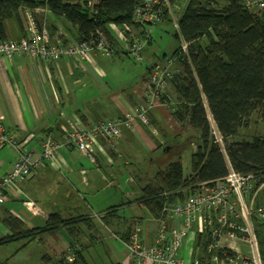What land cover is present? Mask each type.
I'll return each mask as SVG.
<instances>
[{
  "label": "trees",
  "instance_id": "1",
  "mask_svg": "<svg viewBox=\"0 0 264 264\" xmlns=\"http://www.w3.org/2000/svg\"><path fill=\"white\" fill-rule=\"evenodd\" d=\"M169 2L172 6H179L185 0ZM143 4L144 0H99L95 6L82 0H0V41L10 39L8 21H13L18 29L26 32L25 9L34 13L40 29L46 20V30L55 31V24L50 19L36 16L35 11L41 8L42 11L49 10L52 17L65 20L78 43L97 41L98 33L102 32L114 49V56L119 51L109 25L121 28L129 42L130 32L126 28H131L137 37L147 41V45L152 41L151 26L171 23L174 27L166 13L163 21L146 24L142 30L135 23V11ZM177 13L180 34L176 30L175 37L179 46L172 58L177 57L181 73L170 82L175 99L166 101L163 95L161 101L170 106L178 124L195 130L199 136L191 155L192 173L189 176H184L181 161H174L157 172L141 189V197L136 203L148 209L156 221L164 216L167 208L196 193L202 184L225 179L229 172L228 163L240 174H252L260 181L264 180V136L255 135L250 141L231 140L239 135L254 114L258 113L264 119V16L246 10L240 0H187L186 7ZM180 35L190 43L188 58L180 55ZM152 67L147 69L149 76ZM214 125L225 144L227 157L217 141ZM122 206L124 204L110 208L111 212L101 214L100 220L110 224L107 216ZM81 218L78 221L76 218L64 220L55 213L49 215L43 227L28 228L19 218L9 214L3 223L10 234L0 238V246L22 240L23 247H26L34 240L43 241L46 233L60 234L65 230L75 242L70 245L73 262H68L66 256L58 260L44 256V264H88L78 243L86 231L94 229L95 217ZM128 227L129 236L122 237L125 245L135 228H141L134 219ZM262 228L264 224H257L260 246H264ZM140 236L142 240V232ZM211 240L209 229L197 233L193 258L204 263L209 261L211 256L206 249Z\"/></svg>",
  "mask_w": 264,
  "mask_h": 264
},
{
  "label": "crops",
  "instance_id": "2",
  "mask_svg": "<svg viewBox=\"0 0 264 264\" xmlns=\"http://www.w3.org/2000/svg\"><path fill=\"white\" fill-rule=\"evenodd\" d=\"M45 14L50 15L47 12ZM52 22L55 24L56 30L51 29L49 31L51 44L67 45L76 42L69 24L63 26L59 22ZM8 26L10 39L21 40L27 36V31L18 32L13 24ZM46 27L45 20L43 28L46 29ZM111 27L109 30L119 51L114 56H106L101 52H96L92 55V61L90 62L72 57L46 62L41 59H33L27 55H16L10 60L0 56V123L7 134L15 137L16 141L21 144V151L33 154L34 158L39 157L43 141L48 137L57 141L62 140L71 121L79 119L84 125L90 126L92 123L107 119L123 118L125 114L141 106L146 99L151 100L149 96L147 98L145 95V86L148 83L149 75L144 77L143 81L133 89L116 90L117 82L110 78V75L104 70L103 60L113 59L128 53L126 49L128 40L124 37L123 30L114 25H111ZM13 33H17L14 35L15 37ZM143 55L149 61L150 67L156 64L163 65L162 63L166 62L167 59L164 56L166 58L163 57L159 61V57L155 54L148 56L146 52L145 54L143 52ZM159 100H156L149 109L148 124L137 121L132 130H124L123 137L118 142L117 147L124 140L133 143L140 141L147 149L152 151H156L164 145L167 146L166 140L170 135L175 136L173 133L175 129L172 131V126L181 127L172 116L167 102L164 104ZM147 131H150L152 136ZM156 143L161 146L156 147ZM4 147L6 146H0V149ZM116 148L112 149L105 142L102 144V149L97 150L95 161H93L96 163L97 169L104 165L100 163L101 158L108 162L109 158L114 160L113 157L121 156L120 153H117ZM79 153L76 150L62 149L57 164L53 165L45 162L34 169L26 181L18 184L12 193L8 194L6 201L0 204V221L3 222L7 215L12 214L23 221L28 228L43 227L44 225L36 223V218L39 215H33L24 208V200H33L39 206L43 213L39 217L44 220L45 224L49 215L55 213L60 214L64 220L76 218V221L81 217L93 216L95 217V226L91 231L93 233L91 236H94L99 242H103L102 237L105 239L116 238L120 244H113L112 252L115 256L110 264H138L136 260L129 257L128 249L122 237L129 236L128 224L134 219L136 224L142 228L143 242L147 245H153L158 228L155 218L152 217L148 220L144 228L142 223L145 216L142 210L145 207L134 200L107 216V221L110 224L98 219L96 216L110 213V208L122 204H106V206L100 208L97 205L94 207L93 204L87 201L82 193L84 190L81 185L93 192L94 190H91L89 186L95 183V177H88L84 165L85 155ZM12 155H14V160L10 166L3 169L1 167L6 165V162L2 161L0 163V179L8 169L10 170L12 163L17 160L18 152L15 149ZM112 164L114 163L112 162ZM97 171L101 173L100 169ZM95 175H98V173L96 172ZM101 180H104V178H101ZM48 200L50 202L42 208L40 203L44 205ZM81 200L83 205L80 203ZM4 204H7V206L4 207ZM128 205L139 208L142 214L137 213L131 216L121 214V211ZM97 207L100 211L94 214ZM179 222L177 220L171 223V226L177 227ZM112 228H115L116 231H111ZM107 231L113 234V238L108 235ZM9 234L10 231L5 226L0 229V238ZM196 236L197 234H192L188 239L192 242L191 252L193 256V245ZM80 240L78 248L82 249ZM41 242L48 244L50 252L45 256H49L53 260H58L59 257L71 253L70 244L61 234L46 233ZM23 246H21L22 250L27 247ZM197 252L199 253V250ZM87 262L90 264L89 261Z\"/></svg>",
  "mask_w": 264,
  "mask_h": 264
},
{
  "label": "built area",
  "instance_id": "3",
  "mask_svg": "<svg viewBox=\"0 0 264 264\" xmlns=\"http://www.w3.org/2000/svg\"><path fill=\"white\" fill-rule=\"evenodd\" d=\"M98 3L99 0H88L90 6ZM240 3L246 10L264 16V0H240ZM186 5L187 0L183 3V8ZM181 8L182 5L172 6L169 0H144L143 6L135 11V23L144 30L148 24L163 21L168 13L174 28L180 34L177 12ZM24 16L27 36L21 40L0 41V56L10 60L16 55H27L46 62L72 57L90 62L96 52L106 56H111L114 52L110 41L102 32L98 33L97 41L90 43L53 45L48 30L40 29L34 13L25 9ZM126 30L131 37L126 49L137 61L142 62L147 41L137 37L131 28L127 27ZM180 38V55L188 58L190 43L181 35ZM152 69L145 86V95L151 98L150 101L146 99L141 106L128 112L123 118L107 119L90 126L84 125L79 119L71 121L62 140L57 141L51 137L45 139L39 157L34 158L33 154L21 151V144L15 137L9 136L0 123V146H11L18 152L17 160L0 179V204L6 201L8 194L18 184L26 181L34 169L45 162L57 164L62 149L79 151L95 161V154L98 149H102L104 142L112 149L116 148L124 130L133 129L137 121L148 124L149 109L165 95L173 77L181 73L177 57L167 60L164 66L156 64ZM228 165L229 172L225 179L214 184H202L185 201L164 211V216L156 221L158 228L153 245L142 242L141 228L136 227L126 244L129 257L138 264H264L256 233L257 224H264V180L260 181L252 174H240L229 163ZM23 206L33 215H43L33 200H24ZM96 217L100 219V216ZM177 220L180 221L179 226H171ZM205 229L210 230L212 238L206 249L211 256L210 260L204 263L201 259L192 257L186 262L180 256L184 242L192 234L203 233ZM238 245L246 246L249 253L243 254ZM66 258L68 262H73L72 254Z\"/></svg>",
  "mask_w": 264,
  "mask_h": 264
},
{
  "label": "rangeland",
  "instance_id": "4",
  "mask_svg": "<svg viewBox=\"0 0 264 264\" xmlns=\"http://www.w3.org/2000/svg\"><path fill=\"white\" fill-rule=\"evenodd\" d=\"M87 1L88 0H82V2ZM183 3L181 4L182 8L180 10L184 9ZM45 11H35L36 16L38 18L45 17L50 20H56L63 26L68 24L65 20L56 19L51 15H46L45 13L47 11V13L51 12L49 10ZM10 24L14 25L13 21L7 22V29H9L8 25ZM14 28L18 29L15 25ZM109 28H112L111 25H109ZM150 30L153 37V43L151 45H147L145 49L146 51L144 50V54L145 52L148 56L155 54L159 57V59L166 56V61L172 59L174 52L179 46V40L175 37L176 29L173 25L171 23H164L159 26H151ZM18 32L22 31L18 29ZM15 34L17 33H13V36ZM103 63L104 70L110 75V78H113L117 82L116 90L135 88L141 81H143L142 79L147 76V69L150 67L149 61L145 57H143V61L140 62L137 61L131 54H122L119 57H114L113 59H105L103 60ZM165 63L166 62L162 64L165 65ZM164 98L166 101H169L167 100L168 98L175 99L170 85ZM159 101H161V99ZM210 118L212 121L211 116ZM180 127L181 128L177 125H173L172 131L175 129L173 132L175 136L170 135V137L166 140L167 146H163L156 151L147 149L140 141H136L134 143L126 140L122 141L121 145L116 148L117 153H120L121 156L117 155L113 157L114 160L109 158L108 162L110 164L104 158H101L100 163L104 164L99 168L101 173L97 171L99 169L96 168V163L90 158L84 156L86 158L84 165L88 177H95V183L89 186L91 190H94L93 192L89 189H85V187L81 185V188L84 190L82 193L84 194V197L87 198V201L93 204L94 207L97 205L100 208L106 206V204L127 205L128 203H132L134 200L139 198L141 195V189L155 176L157 172L164 170L169 163L178 160L181 161L183 165L184 176H189L192 173L191 155L196 148L199 134L189 127L184 128L181 125ZM147 133L151 135L150 131H147ZM215 133L218 136L217 141L221 145L222 150L227 157L225 144L216 128ZM255 135L264 136V119L261 118L258 113L251 116L247 125L242 128L239 135L231 140L250 141ZM158 139L160 140L161 138ZM158 146L161 145L156 143V147ZM13 150L14 149L11 146H6L0 149V163L2 161L6 162V165L1 168L5 169L10 166L11 162L14 160V155H12ZM110 160L112 161L110 162ZM112 162L114 164H112ZM96 172L98 175H95ZM101 178H104V180H101ZM73 199H75V197H73ZM49 202L50 201L48 200V202L44 205H42L43 203L40 204L43 208ZM80 203L83 205V201ZM3 206L6 207L7 204H4ZM83 209L85 208L83 207ZM95 211L96 212H94V214H97L100 210H98L97 207ZM122 211L121 214L125 216L136 215L137 213L142 214L139 208H133L129 205ZM142 211L145 216L142 226L145 228L147 221L152 218V215L146 208H143ZM98 219L96 218L97 221ZM36 223L39 225H45L44 220H42L39 216L36 218ZM3 226H5L4 223L0 221V229ZM261 230L264 234V228ZM111 231L115 232L116 229L112 228ZM91 233L92 232L90 231H86L80 240L86 260L89 261L90 264H110V261L115 256L112 252V246L113 244H119L117 242L118 240L113 238V234L107 231L108 235L113 239H105L102 237L103 242H99L94 236H91L93 235V233ZM23 244L24 242L22 243L20 240L2 245V247H0V264H44L43 257L50 252L48 244H43L42 242H36V240H34L24 250H22L21 246ZM238 246L243 254L249 253L246 246ZM259 250L262 258L264 259V246H260ZM191 251L192 242L190 240H186L180 251L181 257L186 262H189V260L193 257ZM60 258L61 257L58 259Z\"/></svg>",
  "mask_w": 264,
  "mask_h": 264
},
{
  "label": "water",
  "instance_id": "5",
  "mask_svg": "<svg viewBox=\"0 0 264 264\" xmlns=\"http://www.w3.org/2000/svg\"><path fill=\"white\" fill-rule=\"evenodd\" d=\"M60 234L70 245H75L74 240L69 236V234L65 230H61Z\"/></svg>",
  "mask_w": 264,
  "mask_h": 264
}]
</instances>
